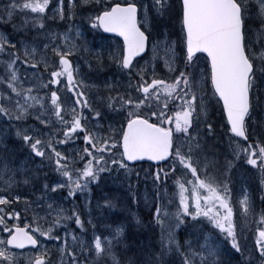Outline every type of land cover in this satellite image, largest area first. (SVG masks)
Wrapping results in <instances>:
<instances>
[{
    "label": "snow or ice",
    "instance_id": "1",
    "mask_svg": "<svg viewBox=\"0 0 264 264\" xmlns=\"http://www.w3.org/2000/svg\"><path fill=\"white\" fill-rule=\"evenodd\" d=\"M85 8L91 9L87 19L93 27L123 38L122 45L110 51L109 59L127 73L128 83L123 93L115 94L114 86L106 84L109 93L101 98L100 109L93 108L85 91H77L79 85L73 83L77 77L68 58L77 47L72 38L73 26L69 24L68 29L58 32L46 25V21H63L66 16L71 20L77 10ZM18 11L25 13L19 27L27 30L31 24L37 36H44L47 42L39 47L37 36L29 44L0 32V83L6 85L0 88V119L8 117L21 123L34 115L38 125L17 127L16 136L29 144L32 153L42 158L47 155L61 177L67 178L64 184L44 183L39 198L47 199L50 192L54 195L56 189L64 187L72 196L77 189L83 191L91 181L99 180L106 169L130 171L126 161L144 157L166 164V169L155 172L154 179L167 183L169 176L175 177L177 191L172 196L173 200L179 198L175 210H162L160 193L156 194L153 219L160 227L158 248L133 251L136 246L125 242L124 229L119 226L109 236L94 231L87 241L65 231L63 237H53L60 242L56 264H169L170 260L171 264H231L222 259L221 235L225 238L223 243L241 255L239 264H251L243 258L241 241L249 216H256L255 205L247 187L242 188L243 195L234 203L230 177L240 160L259 169L260 198L264 201V0H121L110 5H101L99 0H10L0 8V24L13 23ZM176 23L179 32L173 38ZM13 27L17 25L13 23ZM80 35L77 26L75 36ZM18 43L23 46V56L28 57L24 64L43 65L45 70L54 68L48 81L43 79V73L37 76L34 72L37 83L29 81L23 87L17 69L21 58ZM146 49L152 53L150 70L148 61L138 65L140 54L147 55ZM201 54H206L203 68L197 63ZM54 57H58L59 66L50 65ZM161 61L170 76L157 78L155 69ZM65 76L71 100L62 101L58 89L51 90L49 97V85H59ZM213 104L221 105L222 118L226 119L222 127L229 135L228 151H222V142L213 139L216 122L208 120ZM107 109L117 115L126 110L121 123L109 124L110 134L89 131L86 124L90 120L97 121L94 129L101 127L99 121L105 119ZM65 116H70V120ZM57 122L60 127L53 129ZM257 124L260 132L253 136ZM46 127L47 133L43 131ZM77 129L83 130V140L89 142L82 150L88 157L82 168L74 166V160L82 159L79 151L72 150L74 155L65 156L53 146L54 136L57 145L64 144ZM61 133L63 139L59 138ZM231 134L246 143L232 141ZM45 149L49 151L46 153ZM32 178L30 169L20 168L7 149L3 150L0 182L5 194H0V225L5 226L0 230H14L0 237V264H15V254L8 246L40 244L37 236L26 230L27 223H6V217L20 216L19 212H5V206L12 203L11 191L14 186L30 184ZM21 199L20 195L13 197L15 201ZM23 199L27 212L34 202ZM54 205L55 201L47 205L52 219L35 227L41 237L52 236L53 229L63 220L74 219L76 225L84 227L75 207L67 210V215L64 208ZM237 213L242 218L239 224ZM40 219L34 214L35 222ZM257 222L261 226L256 228L255 247L260 264H264V209ZM182 226L188 231L181 240L177 229ZM28 264H32L31 259ZM34 264H48V260L45 255H37Z\"/></svg>",
    "mask_w": 264,
    "mask_h": 264
},
{
    "label": "rangeland",
    "instance_id": "2",
    "mask_svg": "<svg viewBox=\"0 0 264 264\" xmlns=\"http://www.w3.org/2000/svg\"><path fill=\"white\" fill-rule=\"evenodd\" d=\"M115 0H99L101 5L113 3ZM10 0H0V8L3 7L5 3H9ZM53 6H55L53 4ZM30 11V10H29ZM91 11L90 8H85L83 11L77 10L74 17L69 20L67 16L63 21L56 19L53 21H46L47 27L52 31L63 32L68 29L69 24L73 26L72 30V38L75 40L77 45L75 51H72L69 55V59L72 62V68L74 71V76L77 77L76 80L73 81L74 85H79L77 91L81 90V88L85 91L86 96L88 98L89 103L92 105L93 108L100 109L102 108V97H106L109 93V89L105 87L106 84H112L114 87L112 89L113 94L116 91L123 93L125 91V85L128 83V76L127 73L123 72L117 64L109 59V53L113 49H118L119 45H122V41L118 37H111L101 32L99 27H93L88 19L87 16ZM95 14L94 12L92 13ZM25 13L23 11H18L16 16L15 23L18 28L21 23V17H23ZM50 15V13H49ZM13 23L9 24H1L2 27L5 29H10ZM170 25L172 24L171 21L168 22ZM80 28L81 35L79 37L75 36V27ZM10 27V28H9ZM11 30V29H10ZM26 33L30 34V38L26 39V41L31 44L33 36H37V30L33 29L31 24L27 26V30H23ZM0 32L6 33L10 36L11 39L17 40L16 36H13L10 31L7 33L5 30H1ZM32 32V33H31ZM179 32V25L178 23L175 24V27L172 29V37L176 38ZM13 33V32H12ZM46 39L44 36H37V44L39 47L43 46V43H46ZM59 43V38L58 41ZM71 42V41H69ZM17 47L21 49V58L17 62V69H18V76L21 81H24L23 87L28 86V82L31 81L33 83H37L36 77L33 76L35 72L37 76L43 73V79L48 81L50 78V72L54 70L53 67H49L47 70L43 68V65H32L24 64L23 60L27 59L28 57L23 56V46L19 43ZM67 50V49H62ZM179 51V49H177ZM49 54H51V48L48 49ZM152 55L151 50L149 49L147 55L139 59L138 65L143 64L145 61H148V70L151 69L152 62L150 61V56ZM38 58V57H37ZM55 66H59L58 57H54L53 60L50 62ZM200 67H204V56L200 55L199 60L197 61ZM156 73L158 74L157 78H165L170 76L171 74L168 73L167 69L164 68L163 62L161 61L160 64L155 69ZM27 73V75H25ZM3 74V66L0 65V75ZM102 75V76H101ZM101 76V77H100ZM61 83L59 85H49L47 91L50 97V91L53 89H58L61 100H71V96L69 94V90L66 88L67 84V77H61ZM135 79V77L133 78ZM83 81L81 85L80 82ZM118 85V86H117ZM21 86L18 83V87ZM0 88H6V85L0 83ZM44 89H41L43 91ZM70 106V105H69ZM87 112V109H83ZM175 111V109H171ZM124 111H120V114L117 115L115 111L112 109H107L104 112L105 119L99 121L101 127L93 128V125L97 123L95 119L90 120L86 127L89 131H95L97 135H103L104 133H109L108 125L113 124L114 126H118L121 123V116L124 115ZM147 111V110H145ZM43 118V117H42ZM70 116L65 117V119L70 120ZM259 120V116H257ZM208 120L215 121V129L216 135L213 137L214 140H218L222 142V151L229 150V135L226 132V129L222 127V125L226 124L224 118H222V111L220 105L213 104L210 106ZM38 122L35 120L34 115H29L26 117L24 122L17 123L16 120L12 119L9 120L8 117H3L0 119V154H2L3 150L7 149L8 153L10 154L13 161L20 167L24 169H35L36 173L40 175L39 178H36V173L33 172V178L28 185H23L19 187L13 188L11 194L9 195V200L12 203L8 206H5V212H19L20 216L17 217H6L7 225L19 224L23 226L25 223L29 225L28 230L32 231L34 235L40 241V246L37 249H28L24 251L14 250L9 248L12 253L15 254V264H28L29 259L32 260V264H34L35 258L37 255H45L46 259L48 260V264H56L59 260V254L57 251L58 244L60 242L56 241L53 237L54 236H61L63 237L65 231L70 233H75L79 235L84 240H89L93 236V232L95 231L96 234L101 236H109L114 233L116 227H122L125 231L126 221L130 218V212L125 211L122 212V207L124 205L125 200L127 199L129 190L126 187V183L123 182L118 185L115 180H113L112 171L108 170L109 175H104V172L107 169L100 173V179L97 181H91L87 188L81 191L77 189L72 196H68V188H58L56 189L55 194L49 193L47 199H40V193L42 192L44 183H57V184H64L66 182V177H61L60 173L55 170V167L49 162L47 155L45 157H40L35 153H32L31 148L28 143L24 142L21 137L16 136V128L17 127H26V126H36ZM70 126V124H69ZM60 124L54 123L52 125L53 129L59 128ZM44 132H48V128L43 129ZM251 131V128L249 129ZM260 126L259 124L256 125V132L253 133V136L259 134ZM110 134V133H109ZM84 132L83 130L77 129L76 132L73 134V137H69L64 144L57 145L55 140L57 137H53V146L57 148L58 151L64 153L65 156L74 155L72 150L79 151L80 157L82 159L74 160V164L82 161L83 159H88L87 155L83 153V148L88 146L89 142H85L83 140ZM253 136H250L252 139ZM46 138V137H45ZM60 139H63L62 133L60 134ZM232 141L237 142L231 137ZM238 143V142H237ZM46 153L49 151L45 149ZM109 158L106 155V159ZM115 159L116 157H111ZM165 166L157 167L165 168ZM230 187L232 188V197L235 203L238 198L243 195L242 188L247 187L251 199L254 201L255 205V213L256 216L253 217L252 215L249 216L250 223L246 224L244 239H242V248H243V258L247 259L251 262L253 259L252 264H260V254L259 250L255 247V239H256V228L261 226L258 224V216L261 213V210L264 209L263 201L260 198V185H259V169L254 168L251 165H246V161L240 160L234 166V171L230 177ZM4 185L0 182V194H5L3 192ZM177 189L173 187V192H176ZM171 194V195H172ZM205 193H202V195ZM16 195H20L22 199L20 201L13 200V197ZM153 190L148 186L146 182L142 183L141 186V196L143 202L146 207H149L148 204L152 202L153 199ZM23 197H27L29 201H33L34 203L27 208V212L25 211V203ZM79 199L80 207L82 209L81 217L82 221L84 222V227L81 228L79 225H76L74 219L63 220L62 223L56 225L53 229L52 236L49 237H41L38 233L35 232V227L37 223L43 224L46 220L52 219V213L48 209L47 205L53 201H55L56 207H62L66 210V214L70 215V212L67 210L74 207V199ZM116 198L119 199V205H116ZM105 200L110 201L111 203L106 204V207L102 206ZM178 196L175 197L173 200V196L170 199V209L169 211L175 210L178 206ZM112 205V213L108 211L106 213V209ZM77 210V209H76ZM78 211V210H77ZM113 211L115 213H113ZM79 212V211H78ZM119 212V213H118ZM123 214L122 217H116L117 214ZM37 215L41 219L38 222L33 220V216ZM80 214V213H79ZM89 218H91V223H88ZM108 218V219H107ZM107 219V220H106ZM242 218L239 217L237 213V223L241 222ZM71 225V227H70ZM5 225H0V229H2ZM67 226L68 229H67ZM75 228V229H74ZM135 230H138L139 227L135 226ZM13 231V228L9 227L8 232L5 233L0 230V237H6L10 235ZM188 231L185 227H180L177 229V236L179 239H183L185 232ZM124 235V232H123ZM130 236H140V235H133ZM71 238L69 237V240ZM225 238L221 235V248L224 250L222 259L224 261H230L231 264H239V261L242 259L239 253L234 252L231 249L229 244L223 243ZM142 240V239H141ZM126 243H130V240L125 241ZM141 245H147L150 248V240H148V244L146 242L137 241L136 246L137 249H141ZM137 249H133L136 251ZM144 251L146 249L142 248ZM46 250V251H45ZM249 254V255H248ZM251 254V255H250ZM3 259V258H0ZM83 259V257H81ZM171 264V260L169 261Z\"/></svg>",
    "mask_w": 264,
    "mask_h": 264
},
{
    "label": "trees",
    "instance_id": "3",
    "mask_svg": "<svg viewBox=\"0 0 264 264\" xmlns=\"http://www.w3.org/2000/svg\"><path fill=\"white\" fill-rule=\"evenodd\" d=\"M237 142L239 143V141ZM83 160L78 162L77 164H74V166L76 168H82ZM128 166L130 171L118 167H111L110 169H107L106 172H104V175L108 176V170H110L112 171V175L114 178L113 180H115L118 185L123 182L126 183V187L128 188L129 193L127 199L124 202V205L121 207L123 208L122 212L128 211L131 215L130 218H128V220L126 221L128 230L126 231L124 238L125 241L130 240L132 245L136 246V242L141 241V234H143V229L145 228L149 229V232H147V234L151 235L153 233L159 237L160 227L155 223L153 219V212L156 205V194L158 192L160 193V203L162 205V210L165 207L170 209L169 202L172 197L171 194L173 192L175 177L169 176L167 183H165L163 179L160 182H156L154 179V174L158 170L157 167L151 164H138L135 166ZM177 175H179V173H177ZM143 182H146L148 186L153 190V199L152 202L148 204L149 207L145 206L141 196V186ZM73 202L74 207L79 211L80 216L84 217L82 215V209L80 207L79 199H74ZM116 205L117 207L119 205L118 198H116ZM102 206L106 207V204L103 202ZM108 211L112 212V207H108L106 209V213H108ZM113 213L115 212L113 211ZM116 217L123 218V214H117ZM135 226H138L139 229L135 230ZM131 234L140 236H130ZM147 240H150V237H147ZM137 248L138 246H136L134 249Z\"/></svg>",
    "mask_w": 264,
    "mask_h": 264
},
{
    "label": "bare ground",
    "instance_id": "4",
    "mask_svg": "<svg viewBox=\"0 0 264 264\" xmlns=\"http://www.w3.org/2000/svg\"><path fill=\"white\" fill-rule=\"evenodd\" d=\"M0 26H1V30H5L7 33H9L8 31H10V32L12 31L13 33L11 32V34L13 36H16L17 40H21V39L26 40V39L30 38V34L29 33H26L25 31H23L24 29H22L20 27L18 28V26L16 28H14L13 25H11L12 27L11 28L9 27L11 30L10 29L9 30L8 29H5L4 27H2L1 24H0ZM29 169L31 170L32 173L33 172L36 173L35 169H32V168H29ZM39 177H40V175L36 173V178L37 179H41ZM110 207H112V205H110ZM263 207H264V201H263ZM68 227L69 226H67V229H68ZM70 227H71V225H70ZM127 230H128V226L126 224L125 231H124V235H125V233H126ZM143 231L146 232V233L143 232V234H141V238H142L141 243L142 242H146L148 244L147 237H150V241H151L150 242V248H158V239H159V237L157 235L153 234V233L151 235L150 234H147V232H149V229H147V228L143 229ZM142 248L148 250L147 245H145V246H142L141 245V249ZM247 259H250V257L247 258ZM253 261L254 260L251 259V264L253 263Z\"/></svg>",
    "mask_w": 264,
    "mask_h": 264
},
{
    "label": "water",
    "instance_id": "5",
    "mask_svg": "<svg viewBox=\"0 0 264 264\" xmlns=\"http://www.w3.org/2000/svg\"><path fill=\"white\" fill-rule=\"evenodd\" d=\"M102 29V31L104 32V33H106V34H109V35H116V36H118L119 37V34H117V33H111V32H108V31H106L105 29H103V28H101ZM121 40L123 39L122 37H119ZM146 51H147V49H146ZM144 55V53H141L140 54V57L141 56H143ZM203 55H205L206 56V54H203ZM233 136H235V134H232ZM236 137V136H235ZM240 139H242V140H244L242 137H240ZM129 164H136V163H139V162H151V163H154V164H160V163H162V162H156V161H151L148 157H144V158H138L136 161H127ZM27 230V229H26ZM9 247H12V248H15V249H20V250H22V249H26V248H29V247H32V248H37V246H35V245H24L23 246V248H20V247H18V246H16V245H10Z\"/></svg>",
    "mask_w": 264,
    "mask_h": 264
},
{
    "label": "flooded vegetation",
    "instance_id": "6",
    "mask_svg": "<svg viewBox=\"0 0 264 264\" xmlns=\"http://www.w3.org/2000/svg\"><path fill=\"white\" fill-rule=\"evenodd\" d=\"M116 2H121V0H115L113 3H116Z\"/></svg>",
    "mask_w": 264,
    "mask_h": 264
}]
</instances>
